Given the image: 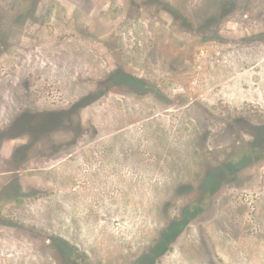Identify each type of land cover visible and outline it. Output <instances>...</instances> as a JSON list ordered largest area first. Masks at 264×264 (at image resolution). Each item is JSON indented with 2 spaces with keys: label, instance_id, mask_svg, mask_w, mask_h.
I'll list each match as a JSON object with an SVG mask.
<instances>
[{
  "label": "rangeland",
  "instance_id": "1",
  "mask_svg": "<svg viewBox=\"0 0 264 264\" xmlns=\"http://www.w3.org/2000/svg\"><path fill=\"white\" fill-rule=\"evenodd\" d=\"M81 254L264 264V0H0V264Z\"/></svg>",
  "mask_w": 264,
  "mask_h": 264
},
{
  "label": "flooded vegetation",
  "instance_id": "2",
  "mask_svg": "<svg viewBox=\"0 0 264 264\" xmlns=\"http://www.w3.org/2000/svg\"><path fill=\"white\" fill-rule=\"evenodd\" d=\"M208 187V186H207ZM222 186H219V189L221 188ZM218 187H214L213 188V190L212 191H209V195L211 194H215L218 190ZM217 190V191H216ZM210 197H212V196H210ZM6 224H8V225H13L12 223H11V221L10 222H6ZM80 257L84 260V262L86 263V264H93V263H90L88 260H86V258L84 257V255H80ZM84 262L82 261V262H80V264H84ZM132 264H155V262H146V261H136V262H133Z\"/></svg>",
  "mask_w": 264,
  "mask_h": 264
}]
</instances>
